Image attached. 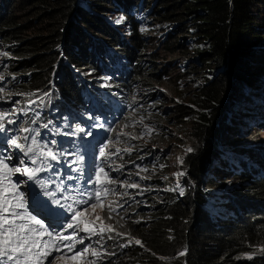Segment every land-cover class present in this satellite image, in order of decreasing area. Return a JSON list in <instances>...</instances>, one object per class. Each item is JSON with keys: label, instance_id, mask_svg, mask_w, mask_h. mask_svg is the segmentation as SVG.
Segmentation results:
<instances>
[{"label": "trees", "instance_id": "obj_1", "mask_svg": "<svg viewBox=\"0 0 264 264\" xmlns=\"http://www.w3.org/2000/svg\"><path fill=\"white\" fill-rule=\"evenodd\" d=\"M111 9L121 12L122 23L110 17ZM1 40L11 56L6 72L12 78L5 86L23 101L36 90L54 92V112L78 116L89 106H106L100 78L120 70L130 80L118 79L124 85L118 93L133 96L146 132L163 116L157 109L162 94L148 88L166 74L146 49L153 41L162 44L176 75L193 77L189 103L195 110L184 104L172 109L190 117L192 151L183 156L184 174L176 184L161 172L143 174L154 184L142 186L144 199L130 204L134 213L119 227L127 242L109 264H264V140L240 142L233 154L237 133L228 128L235 106L236 123L251 110L250 136L264 129V109L255 103L238 109L237 97L264 88V0H0ZM246 126L241 121L238 133ZM153 127L150 143L126 140L132 142L123 153L126 167L150 170L156 158L165 170L167 158L151 149L164 134ZM119 176L137 178L134 172ZM245 251L256 254L246 259Z\"/></svg>", "mask_w": 264, "mask_h": 264}, {"label": "rangeland", "instance_id": "obj_2", "mask_svg": "<svg viewBox=\"0 0 264 264\" xmlns=\"http://www.w3.org/2000/svg\"><path fill=\"white\" fill-rule=\"evenodd\" d=\"M110 17H114V20L121 18L123 15L120 11L116 12L115 9H111L109 12ZM5 43L4 41H0V76L4 77V80L0 81V88H3L4 91L0 92V113H6L4 121L12 120L13 123H17V126H15L13 129L17 130L16 135L14 138H18L19 143H25V131L23 129L28 128L29 133L31 136V141L33 143L32 138L36 137V142L38 141L41 134H45L49 138H54L56 135L64 134L67 131H79V129H84L85 125L88 121H85L82 124L74 125L72 126V123L75 121V118L70 117L69 115L65 114L63 117L59 116L58 113H56V110L54 112V105H56L57 102H55L57 96L54 92L45 91L42 90H36L33 91V94L31 96H27L26 99L23 101L21 97L16 96V91H14L10 86H5L6 83L12 78V75L6 72V67L8 65L9 59H11V56L7 52H5ZM146 52H151L154 54V59L157 61V65L161 67V69L166 71V74L160 79V80H154L151 81L149 90L153 92H160L163 96V100L160 104L157 105V109L160 111H163L162 113V120H158V122H155L152 120L153 125L156 123L157 126H159L160 130L163 132V138L156 141V144L151 147V149L154 150V156L157 157L158 154H161L165 159L167 158V161L165 162V170L161 169V164L157 162V159L152 162V165L150 166L151 169L145 171V167L141 169L139 175H137V181H133L132 184H140L142 186H148L152 185L153 183H148L147 179L143 178V174L146 173L148 175H155L159 172L163 173L164 179L169 183L176 184L177 181L180 180L181 175H177L180 172H183V163H180V161H183V156L187 151L188 148H191L193 145L191 144V139L189 141V137L187 136V131L190 127V117L187 115H183V118L181 116V113H176L177 115L172 113V109L176 107L178 104H184L183 106L187 109H193L195 110V106L190 104V96L193 92V77L192 75H186L183 74L181 77L176 75L178 72V68L173 66L172 57L171 55L166 51V49L162 46V44L157 43L156 41H153L147 45ZM4 53H7L8 55H3ZM146 56V55H145ZM264 65V62H263ZM262 71L264 74V66H262ZM262 74V75H263ZM100 85L102 86H113L110 81L108 80L107 76H103L100 78ZM247 86L245 87V89ZM244 89V90H245ZM252 90L246 91V94L243 95L242 92L237 95L238 101L241 102V106L238 107V109L246 108L247 105L255 103L258 107H261V109H264L263 103L260 101V98L264 99V88L261 87H251ZM48 93L47 96L44 94ZM131 98L133 99V96L130 94ZM124 99L128 100L129 97L123 96ZM247 97V100L249 101L247 103L242 104V100ZM42 98V99H41ZM246 99V98H245ZM29 101H35V103L29 104ZM38 104V105H37ZM140 104V103H139ZM45 108L48 110V113L45 111V114L42 113L43 116H41V109L32 111V108L35 107ZM232 106V105H231ZM135 107L133 100L131 107L129 110H126L125 112H121L119 114H114L117 116L114 120L109 121L110 131L107 134V137L105 138V143H110V147L107 149L108 152H115L116 149H119V153L116 155H113L109 158V161L114 165L115 168H113L112 164L109 162H106L105 167L106 170H108L109 166L111 169L120 168L122 164V160L124 159L123 153L126 152L127 149H129L132 146V142H129L126 144V140L135 139L133 137H138L137 143H150L149 142V135H152L153 132L156 131L154 129L153 125L151 126L152 131L146 132L145 126L141 123L140 120L137 119V115L135 114ZM232 108H235V106H232ZM231 109L230 113V120H229V126L228 128L234 127V133H237L235 138H232V140L236 141L238 144L231 148L233 154L239 152L238 145L240 142L242 145L246 143L245 141H255V142H262L264 140V129H259L257 136L253 137L250 136L252 134L254 128L253 123L250 124V121L247 120L246 114H251V110H246L243 113L242 119L239 122H235V115L233 109ZM125 118H122V115L126 114ZM166 116V117H164ZM97 117L92 116L90 119ZM234 117V118H233ZM48 118V119H46ZM89 120V119H87ZM246 120L248 123V126L242 130V133H238L241 129V121ZM2 121V122H4ZM21 122V123H20ZM27 125L25 126V124ZM12 124V123H11ZM22 124V125H21ZM47 125V127H45ZM248 127L250 129L246 133ZM131 131V132H130ZM39 133V135H37ZM114 134L116 140L114 143H111L108 141L109 135ZM127 138V139H126ZM154 139H157L155 137ZM115 148V150L113 149ZM112 149V150H109ZM20 156L24 157L22 152L20 151ZM157 162V163H156ZM12 168L15 167H23L25 165H21L19 160L16 159L15 161H11ZM28 167V165H26ZM114 171V170H113ZM111 173V172H110ZM117 175H120V172L115 171ZM14 175L21 176L20 183L25 184V175L22 173H14ZM125 174H130L129 171L125 170ZM120 178V177H119ZM121 179V178H120ZM122 180V179H121ZM145 181V182H143ZM165 184V183H164ZM153 188H156L153 186ZM84 190V186L81 188ZM112 192H110L106 197H103L104 205L105 207L103 210L97 206L95 211H93L91 208L88 209V212L82 219L86 223L95 222V226L97 228L100 227L101 222L96 220V217H101L103 224L107 226L110 224L109 221L106 220V215L109 209L110 205V199H111ZM123 209H128V207L123 206ZM130 216V215H129ZM118 218H125L124 216H119ZM124 222L116 221V226L113 227L115 229L114 232L108 233L105 235L103 239H100V243H96V241L99 239L97 236H93L91 238H88V235L86 233L81 232V237H84V245H81L79 248H82L87 245H91L92 247L96 248L98 251L102 253L101 257L97 259L96 257H93L91 255V248L89 250L88 259L89 260H97V264H109L110 260H113L120 256L118 253V250H120L121 246L124 245V242L122 240V236L117 235V233H122L119 229L120 226H123ZM107 235H111L113 239H107ZM129 238H132L130 236ZM136 239V238H135ZM78 248V249H79ZM111 253H114V255H110ZM255 253V252H254ZM250 251H245L242 256L248 259V257L252 256ZM256 254V253H255ZM59 255V254H57ZM121 260L111 262L110 264H121ZM56 264H62L61 261H56ZM75 264V262H73Z\"/></svg>", "mask_w": 264, "mask_h": 264}, {"label": "clouds", "instance_id": "obj_3", "mask_svg": "<svg viewBox=\"0 0 264 264\" xmlns=\"http://www.w3.org/2000/svg\"><path fill=\"white\" fill-rule=\"evenodd\" d=\"M104 76H107L108 80L113 85L102 86L100 85V83L98 85V88L105 92V94H107L105 95V98H101V101L105 103L106 106H89L78 116L69 115L70 117L75 118L72 126L88 121L83 131H67L64 134L56 135L54 138H49L45 134H41L35 145L32 144L30 133L25 132V137L28 138L25 139V146L27 147L31 145L36 152L35 156H33V154H29L28 157H21L19 154L21 150L10 145L11 139L16 135L17 130H14L13 128L17 126V123L14 122L10 124V127H6L7 131L1 133L4 141L7 140L8 142H5L4 147L7 152H0V158H5V161L9 165V168H12L11 161H15L16 159H18L19 162L21 159H23L24 165H28V167L32 168L31 162L32 159H35L37 161L36 165L39 168L43 169L40 172L48 175L47 183H44L36 174L34 180H28L27 176H25V178H23V180H25V184H23L20 183L21 176L11 173V176L14 177L12 182L18 183L19 191L24 194L27 210L31 214L37 216L38 219H42L44 225L50 230L61 232L63 235H71L72 233V229L66 228V224L70 221L72 213L67 212L66 209L63 210L65 215L68 217L67 220L58 215V206L52 203V198H48V196L45 195V189L50 188L51 193L55 195L56 199H61L62 203L72 204L74 208L82 209L84 206L76 204L75 201L88 199L89 195L94 192L93 185L89 183L90 174L92 180L95 179L94 173H92V169L97 165L105 166L106 162L111 163L109 159L102 161V158L99 156V148L105 144L104 140L110 131L109 121L114 120L117 117L114 114H119L121 112L129 110L132 104V98L128 90L126 92H123L122 96H120L117 90L121 89L117 87L124 86L117 84L118 79H124L128 82L130 78H127L125 74L120 70L115 69H113L112 71H107ZM122 89L124 88L122 87ZM123 96L129 97L128 100H125ZM40 109L41 115L43 112V114H45L44 110L46 109ZM94 115L97 117L90 119V117ZM126 115L127 113L122 115V118H125ZM4 123H7V121H4ZM26 125L27 123L25 124V126ZM52 140L56 141L55 145H52L50 143V141ZM115 140L116 138L114 134H110L108 141L114 143ZM45 145H47V147H52L54 151L59 153L57 161H47V163H50L52 165L50 168L47 167L46 163L43 162L44 158L40 157L38 154L40 147H43ZM113 149L115 150V148ZM17 150L19 153L18 155H15L14 151ZM9 156L11 157V160L6 159ZM13 157L14 160H12ZM132 163L135 162L133 161ZM121 165H123V167L120 168L119 172L125 173V170H127L129 172H134L137 175V173L141 171V167L136 164H131V167H126L122 162ZM112 166L113 168H115L113 164ZM110 175L112 178L117 180V183L115 185L108 186L113 189V191H111L112 195L109 202L111 207L115 208V212L112 213V219L109 220L108 209L106 220L109 221L113 227H115L116 221L124 222L123 218H118V214L122 217H125L126 215L132 216L134 210H129L131 206L130 204L138 198H140L141 201L144 198L141 197L143 195V191H141L142 185L136 183L139 185L138 188L121 186L122 181L130 185L133 181H137V179L134 178L132 180H129L127 178H121L115 173V171H111ZM69 177H71V179H69ZM82 186H84V190L81 189ZM97 187L99 186L97 185ZM66 197L71 198L65 199ZM45 200H49V204H44ZM123 206L128 207V209H123ZM122 233L127 235V233L125 232ZM46 238L47 237H45V239ZM132 240L135 241L137 239H135V237L133 236ZM123 242L125 245L127 241ZM80 246L81 245L78 244L77 248H79ZM57 254L59 253H53V255ZM49 259H51V257H49ZM45 264H47V261L45 262Z\"/></svg>", "mask_w": 264, "mask_h": 264}, {"label": "snow or ice", "instance_id": "obj_4", "mask_svg": "<svg viewBox=\"0 0 264 264\" xmlns=\"http://www.w3.org/2000/svg\"><path fill=\"white\" fill-rule=\"evenodd\" d=\"M123 17L117 19L115 22L117 24L122 23ZM144 29H141L143 31ZM3 55L7 56V53ZM4 80L3 76H0V81ZM107 86V85H105ZM4 89L0 88V92ZM45 96L48 93L44 94ZM42 99V98H41ZM29 104L35 103V101H29ZM6 113H0V133L6 132L5 123L2 122L5 119ZM8 124L13 123L12 120L7 121ZM47 127V125H45ZM23 131L28 132L29 129L25 128ZM83 131V129H79ZM152 129H149L151 132ZM90 134V133H89ZM39 135V133H37ZM138 138V137H133ZM24 139H28L24 137ZM33 143H36V137L32 138ZM5 142H8L5 140ZM52 145L56 144L55 140L50 141ZM10 145L21 150L24 157H28L29 154L36 155L34 148L29 145L25 146L23 143L18 142V138H12ZM110 147V143H105L99 148V156L102 161L108 160L111 156L119 153V149L115 152H108L107 149ZM129 148L127 151H131ZM187 151L191 152L192 149L188 148ZM39 156L44 158V163L47 167H51L50 163L47 161H57L59 153L54 151L52 147H47V145L40 147ZM6 159L11 160V157ZM32 163L35 164L37 161L32 159ZM183 163V161H180ZM20 164L24 165V160H20ZM123 165L120 166L122 168ZM163 167V165L161 166ZM120 168L111 169L109 166L106 170L105 166L97 165L92 169L95 179L92 180L91 174L89 177V183L93 185L94 192L89 195L88 199H81L75 201L78 205H83L82 209L74 208L72 204L62 203L61 199H56L55 195L48 192L45 189V195L52 197V203L58 206V215L63 217L65 220L68 217L64 213V209L67 212L72 213L70 221L66 224L67 229H72L71 235H63L61 232L54 230H49L45 227L44 222L38 219L37 216L32 215L26 207L24 194L19 191V184L13 183L9 173H22L27 176L28 180H34L36 173L42 171L43 169L30 168L26 165L23 167L9 168V165L5 162V158H0V264H56V261H61L62 264H97V260H89V250L91 248V255L99 259L102 255L100 251L91 245L84 246L82 248H77V245H84V237L80 236V232L86 233L88 238L93 236L99 237L96 243H100V239H103L106 234L114 232L115 229L111 224L105 226L101 217L97 216L96 220L100 221V227L95 226V222L86 223L82 217L86 215L88 209L91 208L93 211L99 206L102 210L105 207L103 197H106L112 188L109 185H115L117 180L112 178L110 175L111 171H120ZM147 171V169H145ZM183 172L177 175H183ZM139 175V173H137ZM71 179V177H69ZM97 185L99 187H97ZM122 187L138 188V184H126L121 182ZM177 189H179V194L183 195L184 190L177 184ZM66 190V189H64ZM175 190V189H168ZM71 197H66L65 199H70ZM50 206V205H49ZM109 207L108 219H112V213L115 212V208ZM139 222V221H137ZM63 227V226H62ZM117 235L122 236L124 233H117ZM45 237H47L45 239ZM107 239H113L111 235H107ZM129 244L132 240L128 241ZM136 244H141L140 240H135ZM124 247L125 245H120ZM53 253H59V255H53ZM185 253H180L184 255ZM110 255H114L111 253ZM51 257V259H49ZM164 259V258H162Z\"/></svg>", "mask_w": 264, "mask_h": 264}, {"label": "bare ground", "instance_id": "obj_5", "mask_svg": "<svg viewBox=\"0 0 264 264\" xmlns=\"http://www.w3.org/2000/svg\"><path fill=\"white\" fill-rule=\"evenodd\" d=\"M46 119H48V118H46ZM49 120V119H48ZM12 160H14V157L12 158Z\"/></svg>", "mask_w": 264, "mask_h": 264}]
</instances>
